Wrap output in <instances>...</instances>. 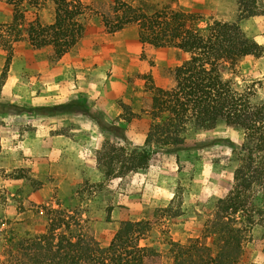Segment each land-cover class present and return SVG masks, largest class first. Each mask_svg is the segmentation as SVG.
Instances as JSON below:
<instances>
[{
    "label": "rangeland",
    "instance_id": "1",
    "mask_svg": "<svg viewBox=\"0 0 264 264\" xmlns=\"http://www.w3.org/2000/svg\"><path fill=\"white\" fill-rule=\"evenodd\" d=\"M80 1L85 34L53 60L51 48H34L24 29V18L37 17L42 25L53 21L52 0L14 5L0 0V264H35L26 256L15 261L9 250L46 232L51 208L72 209L83 232L103 247L121 221L142 220L147 228L139 243L158 253L148 264H173L170 241L198 238L212 245L205 229H211L219 201L233 187L234 152L244 131L223 122L211 129L188 125L178 148L145 144L158 122L143 110L148 76L156 86L172 87L174 68L190 53L142 44L136 25L107 33L95 14L111 0ZM147 1L160 6L169 0ZM174 5L205 19L237 22L258 44L255 54L227 65L225 72L249 87L255 101L264 100V0H257L252 16L237 0H177ZM14 8L23 18L13 24ZM49 134L69 141L49 146L41 141ZM118 146L128 154L150 150L148 163L127 172L117 162L105 174L98 156L103 148L119 154ZM260 219L250 229L246 221L242 225L247 229L239 247L243 264H264V215Z\"/></svg>",
    "mask_w": 264,
    "mask_h": 264
},
{
    "label": "trees",
    "instance_id": "2",
    "mask_svg": "<svg viewBox=\"0 0 264 264\" xmlns=\"http://www.w3.org/2000/svg\"><path fill=\"white\" fill-rule=\"evenodd\" d=\"M5 1L14 5L16 0ZM176 1L159 6L147 0H111L108 7L100 6L95 16L107 33L136 25L142 44L190 53L188 59L174 68L172 87L156 86L148 76L143 110L158 122H153L145 144L178 148L184 143L188 125L211 129L223 122L244 131V141L234 152L237 166L233 187L219 201L211 229H205L208 232L205 236H213L211 246L215 248L198 238L184 244L169 242L173 264H243L239 247L247 229L242 225L246 221L245 227L250 229L260 224L264 215V100L255 101L254 92L227 77L225 68L255 54L259 46L237 22L205 19L197 12L178 8L174 5ZM256 2L237 0L246 16L257 14ZM52 3L51 23L42 25L37 17L34 21L24 18V29L34 48L49 46V56L58 60L84 36L86 27L80 20L84 14L80 0H52ZM22 18L23 13L14 8L12 23ZM117 149L121 153L111 154L103 148L98 156L99 165L107 167L105 174H110L117 162L127 172L143 167L151 153L133 150L128 154L122 146ZM72 211L51 208L53 217L49 218L47 231L27 238L28 241H18V248L9 250L14 260L21 261L26 256L35 264H148L149 259L158 256L154 248L139 243L147 228L144 221H121L108 245L103 247L83 232V222L74 220ZM69 219L75 221L72 223L77 229Z\"/></svg>",
    "mask_w": 264,
    "mask_h": 264
},
{
    "label": "crops",
    "instance_id": "3",
    "mask_svg": "<svg viewBox=\"0 0 264 264\" xmlns=\"http://www.w3.org/2000/svg\"><path fill=\"white\" fill-rule=\"evenodd\" d=\"M126 28H128V27H126ZM126 28H124V29H126ZM47 78L50 80V77H47ZM111 109H112V106H111ZM41 141H43V142L47 141L48 145L51 146V143H54V144H57V143H60V142H65L66 143V142L69 141V139L66 136H63V135H60V134L59 135H54V136L49 134V135H47V137L42 138ZM41 155H44V154H41Z\"/></svg>",
    "mask_w": 264,
    "mask_h": 264
}]
</instances>
